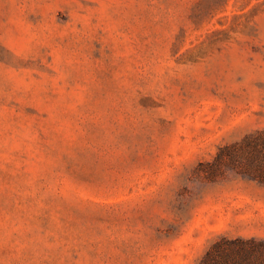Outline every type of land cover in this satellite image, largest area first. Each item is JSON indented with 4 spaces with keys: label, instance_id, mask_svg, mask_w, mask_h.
Returning <instances> with one entry per match:
<instances>
[{
    "label": "rangeland",
    "instance_id": "obj_1",
    "mask_svg": "<svg viewBox=\"0 0 264 264\" xmlns=\"http://www.w3.org/2000/svg\"><path fill=\"white\" fill-rule=\"evenodd\" d=\"M264 0H0V264H198L264 241Z\"/></svg>",
    "mask_w": 264,
    "mask_h": 264
},
{
    "label": "trees",
    "instance_id": "obj_2",
    "mask_svg": "<svg viewBox=\"0 0 264 264\" xmlns=\"http://www.w3.org/2000/svg\"><path fill=\"white\" fill-rule=\"evenodd\" d=\"M224 169H232L264 182V131L221 147L208 177H219ZM198 264H264V241L223 237L210 246Z\"/></svg>",
    "mask_w": 264,
    "mask_h": 264
}]
</instances>
